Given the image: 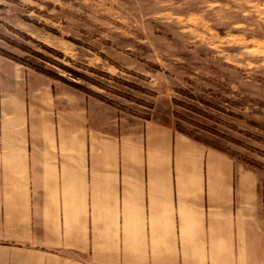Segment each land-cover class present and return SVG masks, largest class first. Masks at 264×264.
Returning <instances> with one entry per match:
<instances>
[{
    "label": "crops",
    "instance_id": "crops-1",
    "mask_svg": "<svg viewBox=\"0 0 264 264\" xmlns=\"http://www.w3.org/2000/svg\"><path fill=\"white\" fill-rule=\"evenodd\" d=\"M0 264H264L258 171L0 64Z\"/></svg>",
    "mask_w": 264,
    "mask_h": 264
},
{
    "label": "rangeland",
    "instance_id": "rangeland-1",
    "mask_svg": "<svg viewBox=\"0 0 264 264\" xmlns=\"http://www.w3.org/2000/svg\"><path fill=\"white\" fill-rule=\"evenodd\" d=\"M171 122L264 182V0H0V64Z\"/></svg>",
    "mask_w": 264,
    "mask_h": 264
},
{
    "label": "trees",
    "instance_id": "trees-1",
    "mask_svg": "<svg viewBox=\"0 0 264 264\" xmlns=\"http://www.w3.org/2000/svg\"><path fill=\"white\" fill-rule=\"evenodd\" d=\"M42 72H43V71H42ZM43 73H45V74H47V75H50V76H52V77H54V78H57V79H59V80L65 82V83H67V84H69V85H71V86H74V87H76V88H78V89H82L81 86H80L79 84H77V83H75V82H72V81H70V80H67L66 78H64V77H62V76H60V75H58V74H49V73H46V72H43Z\"/></svg>",
    "mask_w": 264,
    "mask_h": 264
}]
</instances>
